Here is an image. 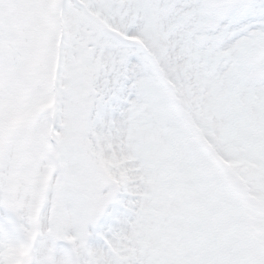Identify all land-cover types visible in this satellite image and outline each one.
<instances>
[{
    "label": "snow or ice",
    "instance_id": "snow-or-ice-1",
    "mask_svg": "<svg viewBox=\"0 0 264 264\" xmlns=\"http://www.w3.org/2000/svg\"><path fill=\"white\" fill-rule=\"evenodd\" d=\"M0 264H264V0H0Z\"/></svg>",
    "mask_w": 264,
    "mask_h": 264
}]
</instances>
